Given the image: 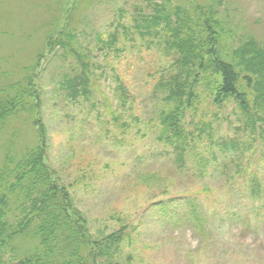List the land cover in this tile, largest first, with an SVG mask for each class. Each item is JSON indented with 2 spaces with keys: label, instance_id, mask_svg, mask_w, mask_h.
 Masks as SVG:
<instances>
[{
  "label": "rangeland",
  "instance_id": "rangeland-1",
  "mask_svg": "<svg viewBox=\"0 0 264 264\" xmlns=\"http://www.w3.org/2000/svg\"><path fill=\"white\" fill-rule=\"evenodd\" d=\"M161 2L187 8L192 16L195 5H211L224 25L218 47L230 59L247 39L264 49V0H0V96L12 99L28 90L30 97L25 94L0 125V168L5 152L17 161L42 141L45 163L66 186L68 213L91 241L124 230L121 240L104 247L105 262L264 264V134L258 129L264 117L248 120L232 98L208 104L198 87L193 119L204 132L194 138L182 168L172 162V146L156 140L159 129L147 127L162 103L151 91L156 96L159 76L176 71L170 66L175 49L135 25H142L139 16L159 13ZM64 31L74 32L71 46L87 63L85 94L77 89L74 95L79 84L66 81L81 71L74 52L63 55L53 43L48 52ZM235 68L239 90L251 101L264 86V69L256 88L247 89L245 64ZM29 75L35 79L27 87ZM119 82L131 95L125 106ZM207 138L238 142L226 154L233 160L225 169L222 154L210 160L218 146ZM237 165L242 171L235 174ZM253 180L260 184L257 194L249 191ZM37 243L25 235L10 246L23 258ZM66 254L59 247L56 262Z\"/></svg>",
  "mask_w": 264,
  "mask_h": 264
},
{
  "label": "trees",
  "instance_id": "trees-1",
  "mask_svg": "<svg viewBox=\"0 0 264 264\" xmlns=\"http://www.w3.org/2000/svg\"><path fill=\"white\" fill-rule=\"evenodd\" d=\"M167 3L161 2L156 5L159 13L139 16L142 25L136 24L135 27L151 35L160 34L164 47L167 50L175 49L174 60L171 62L173 64L170 66H175L176 71L161 74L154 85L156 96L151 91L157 102L162 103L155 108V119L148 121L147 127L152 125L159 129L155 134L156 140L172 146V162L177 163L178 168H182L187 152L191 151L189 147H194V138L199 139L204 132L203 124L197 125L193 119V113L200 103L198 87H201V92H205L203 97L208 104L220 106L225 100L232 98L242 110L241 113L248 115V120L256 123L260 120L259 117H264V112L260 113L264 108V86L254 99L248 101L247 91L239 90V72L235 68V65L245 64L246 71L249 72L242 77L246 80L245 86L247 89L256 88L257 78L262 79L263 76L264 49L258 48L252 39H247L232 50L233 56L230 59L229 53L222 52L218 47L224 25L217 16L215 17L211 5L202 8L195 5L197 11H194L192 16L187 8L174 6L169 9ZM227 32L230 33L229 29ZM59 36L61 39L56 40V43L51 40L50 48L47 47L48 52L52 51L53 44L61 46L63 55L74 52L81 71L72 78H66V81L70 84L75 83L76 86L79 84L73 90L74 95L78 92L77 89L85 94L88 77L83 71L87 63L82 60L83 55L75 52L71 46L70 41L75 39L74 32L64 31ZM236 56L239 57L234 62ZM34 79L35 76H28L27 87L34 83ZM119 89L121 96L125 97L121 100L125 106L131 97L130 92L121 82ZM25 94L28 96V90L17 92L16 99L0 96V125L13 113L16 104L24 99ZM131 101L133 102L134 98ZM39 104V95L36 94L33 104L36 114ZM189 112H192V116L186 123L184 118L189 116ZM134 118L137 121V117ZM150 118L151 115L146 120ZM35 120L39 124L40 119L37 117ZM191 126L193 129H190ZM260 126L258 129L264 134V124ZM207 139L211 142L210 138ZM41 144L42 141L17 161H14L8 152L4 153V164L0 168V264H111L102 260V256L107 254L104 247L109 249L112 242L121 240L120 233L124 230L105 237L104 244H102L104 240L98 243L91 241L87 233L81 230L80 221L68 213L67 207L70 203L66 186L59 183L45 163ZM212 144L218 147L217 152L215 150L213 152L212 147H209L212 151L210 160L214 163L219 160L218 153L222 154L220 168L223 170L228 162L233 160L226 155L228 150H236L238 142L233 138H221L217 142L212 141L210 145ZM205 162L208 165V160ZM211 169L210 166L199 173L202 175ZM238 169L235 174L242 171ZM158 180L161 178L158 177ZM163 188H166V185ZM260 190V184L253 180L249 187L250 193L257 194ZM25 235L35 237L38 241L37 247L27 256L19 258L15 256L16 246L10 245L17 237ZM79 244L85 245L79 249ZM63 246L66 247L67 254L61 261L58 259L56 262V253L59 247ZM6 253L9 255L6 256Z\"/></svg>",
  "mask_w": 264,
  "mask_h": 264
}]
</instances>
